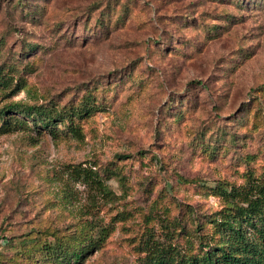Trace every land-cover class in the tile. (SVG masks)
Returning a JSON list of instances; mask_svg holds the SVG:
<instances>
[{
  "label": "rangeland",
  "instance_id": "1",
  "mask_svg": "<svg viewBox=\"0 0 264 264\" xmlns=\"http://www.w3.org/2000/svg\"><path fill=\"white\" fill-rule=\"evenodd\" d=\"M0 74V109L90 105L79 138L0 112V264H56L40 247L69 234L96 239L81 264L196 255L211 186L264 175V0H0Z\"/></svg>",
  "mask_w": 264,
  "mask_h": 264
},
{
  "label": "trees",
  "instance_id": "2",
  "mask_svg": "<svg viewBox=\"0 0 264 264\" xmlns=\"http://www.w3.org/2000/svg\"><path fill=\"white\" fill-rule=\"evenodd\" d=\"M126 3H122L120 13L117 14L113 24L122 23L124 13L129 8ZM109 6H111L109 3L105 4V7L109 8ZM106 18L107 13L101 11V14L98 13L94 19V24L100 27ZM162 38L153 39V42L158 43ZM183 44V40L177 42L174 47H171V51L179 50L180 45ZM0 84L7 85L1 74ZM89 107L90 105L81 104L52 111L43 104L8 102L3 105L0 112L14 110L25 116H31L32 119L36 117V120L48 127L52 136L55 135L53 122L67 117L66 130L73 137L79 138L82 134L73 117L87 113ZM94 107L93 104L92 108ZM17 121L23 122L13 120L11 123H17ZM9 123L6 119L2 120L3 131L9 128ZM91 181L96 189H105L99 178L92 177ZM211 187L213 193L221 200V205L205 217V222L209 223L211 229L208 232L210 242L204 241L202 252L188 256L174 248L159 244L157 240L150 239L143 246L144 264H264V175L258 176L248 171L241 183L222 181L215 182ZM200 235L202 234H197L199 243L202 242ZM80 239L76 234L55 237L53 241L41 246L40 249L44 248L45 255L56 256V264H81L83 252L87 250L83 249V246L88 245L91 240L95 242L96 239L89 238L84 243ZM209 245L212 247L210 248ZM170 249L173 250L170 251Z\"/></svg>",
  "mask_w": 264,
  "mask_h": 264
}]
</instances>
